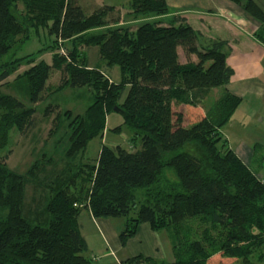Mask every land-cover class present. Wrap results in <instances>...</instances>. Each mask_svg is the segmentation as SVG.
Instances as JSON below:
<instances>
[{"label":"trees","instance_id":"16d2710c","mask_svg":"<svg viewBox=\"0 0 264 264\" xmlns=\"http://www.w3.org/2000/svg\"><path fill=\"white\" fill-rule=\"evenodd\" d=\"M230 1L260 23L254 36L264 45V10L253 0ZM127 8L128 16L143 19L136 27L107 20L108 5L87 13L78 0H0V60L21 33L41 28L52 38L36 55L16 57L0 82L30 63L20 75L30 104L41 100L51 70L60 73L55 90L86 87L92 95L82 114L64 112L63 173L42 180L38 160L24 173L0 162V264H98L86 256L77 223L82 210L95 218L124 217L122 246L143 222L167 233L172 262L134 256L121 264H256L264 259V182L220 132L241 99L223 93L202 107L207 91L233 75L226 42L201 46L184 18H163L165 0H128ZM63 43L71 47L62 53ZM87 49L96 56L90 61ZM48 50L49 64L35 62ZM115 65L118 83L108 71ZM54 108L47 107L48 117ZM112 111L123 117L113 130L125 127L131 148L102 145L93 162L82 161ZM34 114V106L0 93V150L12 128L30 129ZM32 180L41 193L32 188L29 204L25 188Z\"/></svg>","mask_w":264,"mask_h":264},{"label":"crops","instance_id":"0c3cea01","mask_svg":"<svg viewBox=\"0 0 264 264\" xmlns=\"http://www.w3.org/2000/svg\"><path fill=\"white\" fill-rule=\"evenodd\" d=\"M253 1L264 10V0ZM165 2L169 13L163 18L167 19L173 15L184 18L198 33V43L201 46H206L213 40L226 42V63L233 70V75L227 84L207 91L202 107L204 110L208 109L223 93L241 99L220 132L229 148L264 182V152L259 148V143L247 139L243 131L246 117L249 115L259 123L264 122V117L259 111H264V45L254 36L260 23L230 0ZM128 12L127 9L126 13ZM142 20L127 14L120 15L119 24L136 27ZM77 223L87 245L86 256L97 258L95 262L98 264H121V261L134 256L166 262L174 260L167 233L164 230H152L146 222L137 226L134 235L128 238L123 246L119 241V234L125 228L124 217L95 218L88 210H82L77 217ZM256 264H264V259Z\"/></svg>","mask_w":264,"mask_h":264},{"label":"rangeland","instance_id":"374dc122","mask_svg":"<svg viewBox=\"0 0 264 264\" xmlns=\"http://www.w3.org/2000/svg\"><path fill=\"white\" fill-rule=\"evenodd\" d=\"M78 1L82 7L84 6L86 8L87 13H91L93 7L96 6H112L113 10L107 16V20L109 21H112L117 17L120 18V15L127 14L126 10L128 9V0ZM18 9H23L21 4H18ZM125 18L126 16H124V19ZM51 40L52 38L48 37L46 30L41 28L37 31H30V36L27 37H25V32L21 33L15 38V41L12 43L7 53L1 58L0 72L6 69V67H9V65H12L11 63L14 62L16 57H24L33 53L36 55L38 50L47 46ZM58 47L60 48L59 51L63 53V51L66 52L71 45L63 43V45L61 44ZM92 50L93 49H87L84 52L86 56H89V61L90 58L92 59L96 57L93 53L94 50ZM52 53L53 51L50 50L39 53L35 57V62L44 60L49 64L51 62ZM29 64H21L14 73L0 82V93L9 94L21 101L25 106H34L35 108V114L33 115L35 122L31 125L30 129L20 131L16 128H12L9 131L7 146L0 150V162L6 163L9 168L19 173H24L29 167H31L35 160H38L37 165L42 168L41 170L39 169L40 171L37 167L35 169L39 174V179L50 180L54 177V175L60 174L62 169H64L67 165L62 160L61 155L67 144L68 138L67 123L69 120L67 116L64 115V112L66 110H70L73 115L82 114L86 107L91 103L92 95L86 87L67 86L65 88L55 90V88L59 85L60 73L58 71L51 70V73L46 81V88L42 93L41 100L32 105L28 101L25 80L20 77V75L23 74L30 66ZM108 71L112 82L118 83L120 80L119 67L115 65ZM51 90L52 93L48 95ZM126 92L127 90L123 92L121 100L125 97ZM249 103L250 100H248L247 106L250 105ZM49 105H51V107L55 106V108L48 117L45 112L48 110L47 107ZM174 110L178 111L180 110V107H174ZM259 111L260 115L264 117L263 109ZM246 120L247 122L243 130L245 137L249 140L257 141L259 143V148L264 152V122L259 123L258 121H255V118H252L251 115L247 116ZM122 121L123 117L120 113L113 111L109 112L106 115L103 135L92 139L88 143L82 161L93 162L96 158L97 151L102 145L110 147L121 145L129 150L131 147L129 143V131L125 127H122L120 133L113 130L118 125H121ZM50 157L53 160V164H51L48 160ZM40 162H42V164H39ZM70 169L74 170L75 167L72 165ZM70 171L71 170L67 172ZM33 181L34 180H32L25 188V201L27 203L29 202V204L30 198L33 196L32 188H35ZM35 190L37 193H41L40 188L36 187Z\"/></svg>","mask_w":264,"mask_h":264},{"label":"built area","instance_id":"2783aa9c","mask_svg":"<svg viewBox=\"0 0 264 264\" xmlns=\"http://www.w3.org/2000/svg\"><path fill=\"white\" fill-rule=\"evenodd\" d=\"M95 259L97 260V258H95ZM95 259H94V260H95Z\"/></svg>","mask_w":264,"mask_h":264}]
</instances>
